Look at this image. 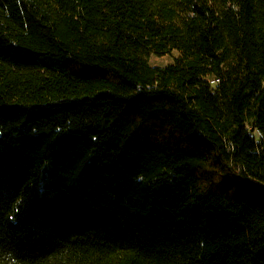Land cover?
Segmentation results:
<instances>
[{
  "label": "trees",
  "instance_id": "obj_1",
  "mask_svg": "<svg viewBox=\"0 0 264 264\" xmlns=\"http://www.w3.org/2000/svg\"><path fill=\"white\" fill-rule=\"evenodd\" d=\"M0 264H264V0H0Z\"/></svg>",
  "mask_w": 264,
  "mask_h": 264
}]
</instances>
